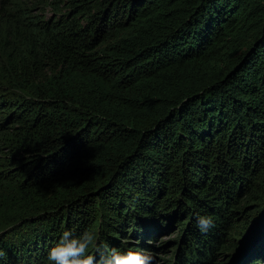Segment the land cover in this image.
<instances>
[{
    "label": "trees",
    "instance_id": "obj_1",
    "mask_svg": "<svg viewBox=\"0 0 264 264\" xmlns=\"http://www.w3.org/2000/svg\"><path fill=\"white\" fill-rule=\"evenodd\" d=\"M73 1L62 24L31 22L38 38L0 37L23 162L0 231L27 239L0 260L46 264L65 229L144 247L180 222L210 264L264 202V0ZM197 213L215 220L207 234Z\"/></svg>",
    "mask_w": 264,
    "mask_h": 264
},
{
    "label": "rangeland",
    "instance_id": "obj_2",
    "mask_svg": "<svg viewBox=\"0 0 264 264\" xmlns=\"http://www.w3.org/2000/svg\"><path fill=\"white\" fill-rule=\"evenodd\" d=\"M4 1H6V3L5 6L2 7L3 2L0 0V37L10 33H17V36L24 33L23 36L28 34V38H31V40L39 37L38 33L36 35L32 34L33 26H31V22H38L39 26H43L46 23L49 26L62 24L63 21L72 17V10L75 9V4H77V2L73 0ZM28 38L21 37L19 40L25 42ZM8 42L11 43V41ZM5 57L6 56L3 55L2 46H0V64L3 63ZM6 90L7 89L0 84V195L6 188H8V186L18 185L20 183L19 180H22L23 178L19 175L21 174L23 163L21 158H19L20 151L14 149L12 138L10 136L14 127L18 124L15 116L17 110L12 111L11 108L8 109L10 106L12 107V103L6 98H10L12 95L7 94ZM259 214H257L258 216H254L256 221L250 224V228L244 230L243 224L233 230L231 238L229 237L227 239L226 247H229L227 250L229 251L236 242L242 239L238 237H240L243 231V235L247 237L248 242L245 244L244 249L242 248L243 246L241 247L243 253L245 250V256L238 264H264V213L261 215ZM185 219L186 217L181 220V222H184ZM179 223L180 222H175V224L169 229H165L156 234L155 238L153 236L147 237V246L144 247L143 245L138 247L142 241L136 236L131 235L132 232L130 231L126 238L121 239L120 246H123L121 251L128 250L129 248H142L148 250L154 257H156V264H185L187 262L188 264H199L196 261V252L191 250V248H193L192 244L194 243L192 239L193 235L192 233H189V235H187L189 237L186 238L185 232L181 233V226ZM17 228L18 226H12L0 231V248L4 249L3 242L7 240L18 238L21 239L20 242H22V238H24L23 240L26 242L27 239L25 236H22L24 235L22 231L13 233ZM48 240V245H46V248L42 249L40 252L41 256L46 257L47 250L58 241V239L55 240L52 236H50ZM126 245L128 246L126 247ZM117 250L119 251V248ZM224 251H226V248ZM5 252L7 258L4 259V261H12V252ZM90 252L91 254L98 256V253L94 248L90 249ZM225 253L217 255V257L210 261V264H230L233 259L231 256L237 252H229V256ZM255 256H259L256 262H254ZM184 260L186 262H184Z\"/></svg>",
    "mask_w": 264,
    "mask_h": 264
},
{
    "label": "clouds",
    "instance_id": "obj_3",
    "mask_svg": "<svg viewBox=\"0 0 264 264\" xmlns=\"http://www.w3.org/2000/svg\"><path fill=\"white\" fill-rule=\"evenodd\" d=\"M195 227L201 234H207L215 227V220L212 215L197 213ZM93 248L100 254L99 259L91 254L90 249ZM4 257L6 252L0 248V258ZM0 264H3L2 260ZM46 264H156V257L142 248L109 250L92 230L76 235L74 230L65 229L58 241L47 250Z\"/></svg>",
    "mask_w": 264,
    "mask_h": 264
},
{
    "label": "water",
    "instance_id": "obj_4",
    "mask_svg": "<svg viewBox=\"0 0 264 264\" xmlns=\"http://www.w3.org/2000/svg\"><path fill=\"white\" fill-rule=\"evenodd\" d=\"M260 213V214H259ZM264 213V202L263 203H260V204H257L256 207L254 208L253 212H251V214L248 216L247 220H246V224L244 226V230H246L247 228H250L252 224V222L256 221L254 219V216L259 214H263ZM258 216V215H257ZM244 231L241 233L240 237L238 238H242L241 240H239L238 242H236V244L229 250L227 251L225 254H227V256H229V252H237L235 254H231V258L232 261L230 262V264H238L240 263V261L243 259V257L245 256V250H244V253L242 252V248L244 249V246L245 244H247V237L243 235ZM244 236V237H242ZM237 241V240H236ZM243 246V247H242ZM242 247V248H241ZM226 256V257H227Z\"/></svg>",
    "mask_w": 264,
    "mask_h": 264
}]
</instances>
